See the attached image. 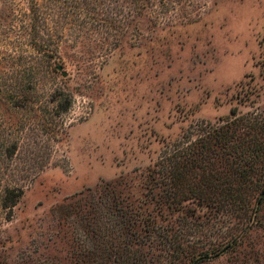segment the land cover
<instances>
[{"label":"rangeland","instance_id":"1","mask_svg":"<svg viewBox=\"0 0 264 264\" xmlns=\"http://www.w3.org/2000/svg\"><path fill=\"white\" fill-rule=\"evenodd\" d=\"M0 264H264V0H0Z\"/></svg>","mask_w":264,"mask_h":264},{"label":"water","instance_id":"2","mask_svg":"<svg viewBox=\"0 0 264 264\" xmlns=\"http://www.w3.org/2000/svg\"><path fill=\"white\" fill-rule=\"evenodd\" d=\"M66 75V74H65Z\"/></svg>","mask_w":264,"mask_h":264}]
</instances>
